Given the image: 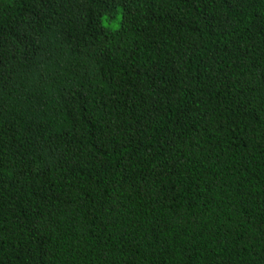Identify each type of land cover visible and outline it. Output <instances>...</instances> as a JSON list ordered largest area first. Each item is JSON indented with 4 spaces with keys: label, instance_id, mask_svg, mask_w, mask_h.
Returning a JSON list of instances; mask_svg holds the SVG:
<instances>
[{
    "label": "trees",
    "instance_id": "obj_1",
    "mask_svg": "<svg viewBox=\"0 0 264 264\" xmlns=\"http://www.w3.org/2000/svg\"><path fill=\"white\" fill-rule=\"evenodd\" d=\"M0 264H264V0H0Z\"/></svg>",
    "mask_w": 264,
    "mask_h": 264
}]
</instances>
